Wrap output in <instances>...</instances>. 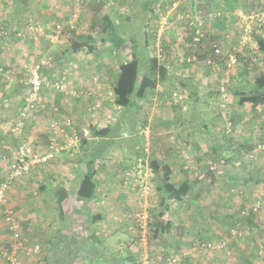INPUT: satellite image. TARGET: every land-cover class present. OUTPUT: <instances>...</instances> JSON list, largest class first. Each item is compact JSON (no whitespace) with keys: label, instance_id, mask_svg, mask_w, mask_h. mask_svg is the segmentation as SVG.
I'll return each instance as SVG.
<instances>
[{"label":"rangeland","instance_id":"obj_1","mask_svg":"<svg viewBox=\"0 0 264 264\" xmlns=\"http://www.w3.org/2000/svg\"><path fill=\"white\" fill-rule=\"evenodd\" d=\"M16 2L9 0L6 5L2 4L6 15L8 7L13 8V15L18 6H22ZM61 7V16L46 29L34 20H29L26 27L18 26L17 32L36 33L38 40L44 37L46 47L45 55H40L31 75L18 70L16 73L3 71L8 81L16 77L22 85L17 89H28L37 73L50 84L62 81L65 91H72L67 82L68 75L74 73L70 71L74 70L71 62L91 57L87 49H92V42L83 41V36L90 31L94 11L111 15L115 21L109 31L116 30V24L117 31L127 36V43L116 52L113 44H108L107 52L101 55L105 58L104 65L107 64L104 69L101 66L90 73L84 71L82 78H90L96 72L100 80H106L104 73H107L113 91L117 78L122 83L121 65L128 63L135 65L138 81L135 80L134 91L143 75L156 79L155 86L146 95L149 97H142L139 106L135 96L132 103L128 101L129 104L123 106L114 95L106 104L110 114L103 118L96 114H78L63 119L66 115L58 114L57 120H51L59 124L57 143L62 140L59 134L71 137L75 132L79 137L78 145L93 147L92 151L97 148L98 158L94 165L97 173L102 171V164L106 166L109 162L117 166L122 158L130 166L125 178L130 187H126L128 192L124 193L129 202L126 210L120 209L124 213L121 219L115 218L116 224L125 220L126 229L117 232L110 243L102 237L103 244L107 242L108 247H100V250L111 255L115 249L124 258L127 255L126 264H161L167 257H175V264H264V177L261 179L264 175V105L254 104L252 94L255 78L264 69V53L257 45L258 36L264 37V0H63ZM191 20L192 23L188 22ZM200 21L204 36L200 42H195L193 32ZM175 22L181 24L182 29L176 33L184 32L185 41L173 43L165 39L164 50L170 48L175 53L169 57L156 54L153 48L158 31L163 35L173 34L170 27L175 26ZM53 42L56 49L52 51ZM72 46L83 47L84 55L69 53ZM216 48L219 52L215 54ZM231 57L237 58L236 62H231ZM154 59H157V68L164 67L165 73H161V68L150 74ZM42 66L47 68L44 74ZM127 68L128 65L123 70L127 72ZM205 84L209 88L203 97ZM237 89L243 93L236 95L234 90ZM48 93L54 95L56 92L52 87L45 88L36 100L38 109L32 112L23 109L19 123L25 126L26 119L53 107L46 98ZM80 93L75 91V94ZM161 94L173 97L170 106L159 103L160 100L154 101V97ZM241 97H245L243 102ZM157 109L165 113L152 114ZM96 125L103 130L110 128L108 135L86 139L85 128ZM108 141L111 147L102 154L103 143ZM168 162L175 163L180 172L171 176L169 170V182L178 187L186 177L195 186V192L201 191L198 196L191 192V196L185 195L181 200L168 197L165 183L156 172L157 165L168 166ZM259 165H262V173H258ZM147 167L153 169L149 175ZM160 171L164 172V167ZM115 175L120 178L119 168ZM140 177L146 179V189L144 183H138ZM114 186V191L118 192V183ZM137 192L147 197V205L136 198ZM147 211L149 215L143 218ZM80 213L70 215V218H77L72 223L75 230L72 229V233L78 232L80 237H85L97 217L87 221ZM85 221L86 227L82 225ZM50 222L57 221L51 218ZM20 223L25 233L23 222ZM144 230L148 239L146 246L136 240L143 237ZM116 235L121 237V248L113 244ZM95 246L98 248L102 244ZM25 257L22 256L30 264L28 259L32 256ZM108 264H111L109 260Z\"/></svg>","mask_w":264,"mask_h":264},{"label":"crops","instance_id":"obj_2","mask_svg":"<svg viewBox=\"0 0 264 264\" xmlns=\"http://www.w3.org/2000/svg\"><path fill=\"white\" fill-rule=\"evenodd\" d=\"M8 1L9 0H6V2L5 0H0V182L4 179L9 164L13 160V155L19 139L14 136L12 129L17 123H19L20 114H24V112L21 111L26 107L25 99L27 98L29 91V88H22V90L17 89L22 85L17 82L16 77L15 79H9L12 82L8 81L6 78L9 77L5 76L3 71L6 72L9 70L13 72L15 71L16 73L18 70L26 75L29 73L31 75L33 67L39 63L40 55H45L46 47V42L43 41L44 37L41 36L40 40H38V38H35V35H37L36 33H31L29 31L25 33L17 32L18 26L26 27L28 22L34 20L35 22L39 21L40 26L46 29V26L56 23L55 21L58 19L55 18L61 16L60 11L62 10V7L60 8V6L63 4V0H17L16 4L20 5L22 3V6L17 5L19 10L17 9V12L15 14L13 13V15L11 14L13 8L8 7L7 11L9 14L6 15L2 4L6 5ZM13 1L14 0H12V3ZM95 14L98 15L100 20H104V17L108 15L107 12L102 15L98 11H94L92 14L90 19L92 20L90 31L87 32L84 37L87 36L89 38L87 41L89 43L92 42V49H87V53L89 51L93 58L90 57L89 59L87 58L83 60L78 59V61L75 60L71 62L70 67L74 70L70 71H74V73L72 76L71 74L68 75L69 80L67 82L68 86L72 88V91H54L56 92L54 95L49 93L46 94L48 103H52L51 106L53 107L51 109H46L39 115H34L26 119L23 138L21 139L31 143L38 153L44 154L47 152L50 140L49 126L51 120H57L56 118H58V114H60V116L66 115L63 119L67 118V116H70L71 118L72 115L77 116L78 114H96V117L103 118L105 114H110L109 108L106 107L108 106L106 105L107 102L112 100L114 95L115 99L118 98L116 89L121 87L120 78H117V84L113 88L115 94L111 90V82L107 73H104L106 80H103V78L100 80L101 77L96 72L89 76L90 78H82L84 71L90 73L91 71L99 69L101 66H103L104 69V66L107 64L104 65L105 58L102 56L107 52L106 47L108 44H113L112 47L115 48L113 51L116 52V49L118 51L119 49L124 48L127 43V36L123 33H119V36L124 38V42L121 45H118V43L115 44L113 41L114 38L111 39L109 29H103L100 25L95 24ZM110 17L114 20L111 15ZM192 21L193 20L188 22L192 23ZM106 22L107 21H105V23ZM201 22L202 21L199 23ZM72 26L74 25L72 24ZM115 27L117 31L118 26L116 24ZM170 29L173 30V34L165 33L163 35L162 32L158 31L157 38L154 40L156 45L153 48V51L156 54H168L167 57H169V54L175 53L173 50H170V48L164 50L165 46L162 44L163 42H166L165 39L173 43L180 42V40L185 41V39L182 38L184 32L178 31V34L176 33V30L182 29L181 24L175 22V26L170 27ZM54 44L55 43L53 42L51 45L52 51L56 49ZM71 49L72 51L69 53H74L76 55L82 53L84 55L83 47L76 48L72 46ZM167 57L165 56V58ZM127 65L129 68H127L128 71L125 72L123 69ZM121 66L120 75L122 76V81L127 77L125 82L131 84V79L134 77L132 81V88H134L136 85H134L135 80L138 81L136 79L135 65L123 63ZM79 68L83 71H77ZM46 70V66H44V68L43 66L41 67L42 74H44V72L46 73ZM75 71H77V75ZM202 88L204 89L203 97H206L209 85L205 84ZM75 91L81 93L75 94ZM232 96L236 95L232 94ZM72 98L73 100H71ZM141 99L143 98H137L136 100L138 106L141 104ZM172 99V96L169 97L168 95L162 94L154 97L155 102L160 100L159 103L163 102L169 106L173 102ZM123 106L126 105L124 104ZM164 113L165 112L161 110L159 111V109L152 112V114ZM60 121V124H63L62 118H60ZM93 128L97 130L104 129L99 128L97 125L86 127L84 132L86 139L91 140L94 137H97L92 134ZM43 131H46V134ZM75 134L76 133L74 132L72 136ZM59 137L63 141L61 140L60 143L56 142L59 146V152L57 153L56 158H53L47 163L33 167L24 177L15 180L8 190V205L15 210L19 220L23 222L22 224L24 225L26 235L30 238L31 242H39L44 248L43 252L32 256L28 261L30 264H55L52 247L57 245L59 247L67 246L68 248L75 250L71 253L69 264L75 263L76 259L81 258V256L84 259V264H108V260L111 264H126V259L128 260L127 255L124 258L120 253H117L115 249H112L114 254L107 255L106 252L100 250V247L103 249L108 247L107 242H104L103 244L102 237H106L105 240H108L110 243V239H112L117 232H122L126 229L125 220L122 223L119 222L120 224H116L117 221L115 218L121 219L120 215H124V213H122L123 211H120V209L123 208L126 210V204L129 202L124 198V193L126 195L128 192L126 187H130V185H128L130 183L125 180L127 171L130 167L129 164H127V160L122 158V160H119L117 166L116 164H109V162L105 163L106 166L102 164V171L98 170L97 173L94 166L98 158L96 156L98 151L96 147H94V150L92 151L93 147L88 148V146L85 147L78 144L72 145L69 143L71 137L66 133L61 134V136L59 134L58 138ZM13 140H15L16 143H14ZM11 143L13 145H11ZM215 146L217 147V145ZM102 147V150H104L102 151V154H104L105 150H109L111 146ZM217 148L219 149V146ZM64 150L67 151L63 154ZM68 150L71 152H68ZM146 150L149 151L148 149ZM90 151H92V154L89 153ZM93 157L94 161H92ZM89 162H93V170L91 169L92 175H88L90 174L88 170ZM159 166L161 168L164 164H159ZM112 167H114L113 170L108 172ZM252 167H254L253 169H256L255 166ZM260 167H262V165L257 166L258 173L261 172ZM118 168L120 178L117 179L115 170ZM168 168L172 171L171 176L180 173L173 162L172 164L168 162ZM146 170L148 171V175L150 170V174L153 172L152 168L149 170L147 167ZM141 171H143V169H141ZM241 174L238 173L237 175ZM262 177H264V175H261V179ZM230 179H232V177H230ZM184 181H187L191 186L186 196H191V192H194L196 196H198L201 191L195 192L196 188L192 185L190 179L183 177L181 183ZM116 182L118 183V192L114 191L116 188L114 184H116ZM262 182L264 183V180H262ZM138 183H144L146 186L145 189L147 188L145 178H138ZM253 184L254 183H252V185ZM220 188H222V186ZM137 193L138 196H136V198H139L141 203L144 202V205H147V197L145 198L142 193ZM216 197L218 198L217 195ZM199 205L200 203H198V206ZM117 212L120 213L117 214ZM147 212L144 213L145 215L143 218H146L147 215H149V212ZM79 213L85 216V220L90 218L93 219L94 216L97 217V219H94L95 221L93 225H90L89 234L86 235L89 236L90 234H94L99 240H101L99 245L102 244V246L96 248L98 251L96 249L93 250L96 257H94L92 253V256L84 254L80 255V253L78 254L80 256L76 255L80 252V250H77V242L79 241L80 234L78 232L75 234L72 233V227L77 218H70V215L75 216ZM140 214L142 215V213ZM51 218H54L57 222L51 224ZM106 218L107 221H104ZM122 218L125 219L123 216ZM39 221L41 223H39ZM112 227L115 228L112 230ZM73 231L75 230L73 229ZM145 231L146 230L143 231V237L136 239L140 240L138 243H143L144 246L148 243ZM103 232H105V234ZM11 238V233L4 218L3 208L0 209V264H5L1 249L8 247ZM120 241L121 237L116 235L113 244L115 246L118 244L117 247L121 248L122 246L119 244ZM21 255L23 256V253Z\"/></svg>","mask_w":264,"mask_h":264},{"label":"built area","instance_id":"obj_3","mask_svg":"<svg viewBox=\"0 0 264 264\" xmlns=\"http://www.w3.org/2000/svg\"><path fill=\"white\" fill-rule=\"evenodd\" d=\"M201 24L202 23L198 26L196 25L194 28L193 41L195 42H200L204 36ZM215 52L218 53L219 49L216 48L214 53ZM236 60L237 58L231 57V62L234 63ZM30 83L25 107V111L27 112H32L38 109L36 100L40 97L45 88L48 89V87H52L54 91L60 92L66 90L62 81L50 84L49 81H44L37 73L31 79ZM24 128L25 126L22 122L17 123L12 129L14 136L19 138V140L13 155V160L9 164L4 179L0 182V209L4 208V218L12 236L8 247L1 249L2 255L7 264H28V262L22 258V253L24 257H30L40 254L44 250L42 244L39 242H31L30 238L24 233L18 215L15 213V210L8 205V190L15 180L24 177L33 167L52 160L59 152V146L55 141L56 134L59 132L58 122L53 121L50 124V140L48 150L44 154L38 153L31 143L21 139ZM78 141L79 137L77 135L69 139V143L73 145H77ZM211 168H214V166H211ZM204 244L205 242H202V245ZM146 260L147 257L145 258V261ZM175 262V257H167V259L161 262V264H175ZM75 264H84V259L77 258Z\"/></svg>","mask_w":264,"mask_h":264},{"label":"trees","instance_id":"obj_4","mask_svg":"<svg viewBox=\"0 0 264 264\" xmlns=\"http://www.w3.org/2000/svg\"><path fill=\"white\" fill-rule=\"evenodd\" d=\"M95 18H96V20H94L95 24L100 25L103 29H110L113 26V20L111 19L110 15H106L104 17V20H100L98 15L95 14ZM105 21L107 22L105 23ZM110 36H111V39L114 38L113 41L115 44L118 43V45H121L124 42V38H121L119 36V32H117L116 30L114 31L111 30ZM87 39H89L87 36L85 37L83 36V40L87 41ZM257 45H258V49L264 53V37L263 36H258ZM153 61L154 62L152 64L153 66L151 67L150 74L157 73L162 68V67L157 68V59H154ZM161 73H165L164 67L161 69ZM151 77L152 76H148L147 74L143 75V79L141 83L139 84V86L137 87V90L135 89V91L132 88L133 87L132 81L134 77H132L131 79V84H127V82H125V79L127 78L126 77L124 81L120 83L121 87L116 89V93L118 94L117 100L119 99L120 103L128 105L130 101L132 103L133 101L132 99L134 98L133 96L137 98L145 97L148 91L152 89V87L155 86L156 79L154 77L152 78ZM234 92L236 93V95H241L243 93L241 90H238V89L234 90ZM252 94L255 96L254 101L256 102L254 104L257 105L258 103H261L264 105V69L255 78V83L253 86ZM244 98L245 97H241V102H243ZM109 131H110V128H107L105 130H97L93 128L92 134L94 136L104 137L108 135ZM109 143L110 142L108 141V143H103V144L107 146L109 145ZM92 161H94V157ZM92 166H93V162H89L88 170L90 174L88 175H92V172H91L93 170ZM163 167L165 169L164 172L160 171V166L157 165L158 170L156 172L158 173V175H160V179L162 180V182L165 183V190H166V193L168 194V197L171 199L173 198V199L181 200L183 197H185V195H187L188 190L191 187L190 184L187 181H184L178 187L173 186L169 182V176H170L169 170L170 169L168 168V166H163ZM82 225L86 227V222H82ZM89 240L93 241L92 242L93 244H91ZM99 243H101V240H99V238L95 236L94 234H90L89 236H85V237H79V241L77 242V246H78L77 250H80V252H78L76 255H78L79 253L80 255L84 254V255L92 256L91 253L94 255L95 252L93 250L96 249L94 247H96L95 245H98ZM52 250H53V258L55 260V264H69L71 253L75 251L74 249L72 250L68 248L67 246L59 247L57 245L53 246ZM81 258L83 257L81 256Z\"/></svg>","mask_w":264,"mask_h":264}]
</instances>
